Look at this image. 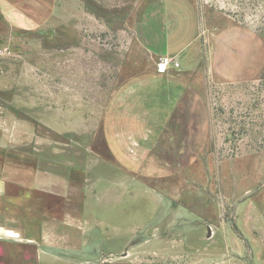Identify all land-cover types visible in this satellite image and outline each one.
<instances>
[{"label":"rangeland","instance_id":"rangeland-1","mask_svg":"<svg viewBox=\"0 0 264 264\" xmlns=\"http://www.w3.org/2000/svg\"><path fill=\"white\" fill-rule=\"evenodd\" d=\"M140 1L0 0V169L114 163L104 108L119 81L139 72L134 64L152 62L132 34ZM191 1L199 34L185 63L206 89L207 132L172 141L167 175L130 176L124 197L88 193L120 222L93 232L99 245L65 247L93 257L71 264H264V192L253 194L264 185V0ZM37 195L30 210L50 218L83 202L78 189L62 208ZM61 233L46 231L48 254L60 250ZM9 249L13 264H35V248Z\"/></svg>","mask_w":264,"mask_h":264},{"label":"crops","instance_id":"crops-1","mask_svg":"<svg viewBox=\"0 0 264 264\" xmlns=\"http://www.w3.org/2000/svg\"><path fill=\"white\" fill-rule=\"evenodd\" d=\"M132 34L135 43L152 62L144 69L141 64H134L139 72L119 81L104 108L103 139L114 163L99 157L96 166L87 165L86 169L76 172L69 168L59 173L46 170V164L34 168L26 163L18 166L8 163L0 169V264L14 263L9 249L13 246L25 251L35 248V264L92 260L90 255L64 249L99 245L95 244L93 232L106 234L120 219L115 218V211L100 205L101 201L93 205L87 195L109 199L122 193L124 197L127 181H134L130 176L167 175L169 150H176L170 147L174 144L172 141L177 136L206 134V89L205 86L200 88L190 74L192 66L185 63L186 54L199 34L197 11L192 1L141 0L132 21ZM163 56L176 60L179 68H171L164 75L157 74L156 62ZM183 145L177 149H185ZM75 189L83 192V202L76 212L60 211L59 217L50 218L45 212L30 210V193L38 197L54 195L62 208L67 205L62 204V198L68 201L67 195ZM258 190L264 192V185L253 194ZM17 203L23 205L19 206L21 215H14ZM47 230L53 234L62 232L53 244L60 250L52 255L44 250L49 245L44 237ZM21 257L29 259L26 253Z\"/></svg>","mask_w":264,"mask_h":264},{"label":"built area","instance_id":"built-area-1","mask_svg":"<svg viewBox=\"0 0 264 264\" xmlns=\"http://www.w3.org/2000/svg\"><path fill=\"white\" fill-rule=\"evenodd\" d=\"M171 68L178 69L179 63L168 56H163L156 62L155 70L159 75L167 74Z\"/></svg>","mask_w":264,"mask_h":264}]
</instances>
